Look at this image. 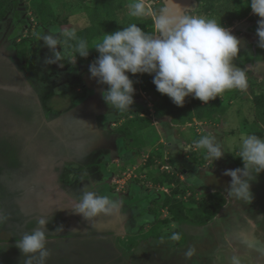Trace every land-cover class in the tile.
I'll use <instances>...</instances> for the list:
<instances>
[{"label":"rangeland","instance_id":"obj_1","mask_svg":"<svg viewBox=\"0 0 264 264\" xmlns=\"http://www.w3.org/2000/svg\"><path fill=\"white\" fill-rule=\"evenodd\" d=\"M77 1L78 0H24L23 3L27 7L25 8L26 12L20 14L21 18L25 19L22 25L24 35L30 39L29 41L33 40L31 42L32 44L33 42L37 43L34 37H30L31 35L33 36L35 31L47 32L50 29L59 30L65 25H70L76 30V32L80 31L87 24H90V15L94 12L93 8H95L94 6L96 0H81L79 3H77ZM130 2L131 0H124L126 5V17L142 21L144 17H133L128 14V5ZM224 2L228 5V8L235 5V3H232L233 0H224ZM37 3H44L45 7L43 9H45L48 13L47 19H44L46 20L45 25L39 24V18L32 12V9L34 10ZM161 4V0H150L148 6L152 9H158ZM242 5L243 4H241V6ZM196 8L197 7H195V9ZM195 13L196 10L187 11V14L197 15ZM248 15L256 16L252 13L251 9H249V12L246 13L245 16L247 17ZM211 18L216 19L217 14ZM2 19L5 20L6 18ZM234 22L231 23V25H225V22L221 25H223V27H231L234 25ZM22 44L29 47V43L26 44L24 42ZM22 44L18 47L20 51H23L22 48L24 46ZM57 49H59V45L57 46ZM253 49V45H247L246 52L243 54V61H247L245 59L254 54L252 53ZM93 56L95 57H86L81 60L93 61L98 54L94 53ZM73 59L74 56L71 57V62H73ZM54 66L58 65L54 64ZM58 67L63 69L65 66L63 65L62 67ZM251 69L245 68L248 81V86L245 91H241L239 89L226 90L220 96L216 97L220 98L222 104L224 105V113H218L212 118H204L202 120L194 119L191 122L185 123L172 121L170 115L162 118H156L155 114L159 112L157 104L162 101L161 98L152 91H144L141 90L138 85H134V101L136 102V108H147L149 110V113L145 115V117L148 118L149 123L142 128L131 127L127 135H123L118 139L119 145L121 146L120 149L122 150L124 148L128 152L129 149H131L132 157L125 156L123 160L119 159L120 157H116L114 160H109V169L108 166L104 169L102 167L103 172L113 173V179L122 180L121 183L118 184L119 190L116 189V193L119 192V195H125V193L129 190V193L126 195L127 197H120V199L121 201L123 199L125 203L127 202L131 205V208H134L133 217H130L129 220L131 222L127 227V231L133 235H126L125 237L120 235L119 238L122 237L123 239L120 240L117 237L114 247L109 244L111 239L108 238L107 240L109 243L107 244L100 243V241L98 243L94 242L91 245L92 248L88 249V252L87 246L90 245L84 243L82 245L83 249L85 248V250H83L84 253L83 255L81 254L76 256L77 258L72 257L73 251L71 249L75 244L72 243V239L55 238L54 241H52L51 246H47L48 244L46 245L47 248L51 250L50 257L53 258L54 255L60 254L59 258L62 261H64V258H71L70 262L68 260L66 261V264H71L75 261L76 264H130L129 262H131V264H229L230 257L232 255H238L241 258L242 264H264V223L261 225L260 233V236L263 237L259 238L257 233L250 232V234H254L256 238H248V231H250L248 228L253 227L252 223L255 221V217H257L255 211L258 213V217L264 220V171L256 175L255 179L250 182L253 199L248 204L246 201L238 200L229 195L228 185L231 178L223 174L225 169L243 167L241 158L237 156L239 137L242 134H251L248 132L250 129H246L245 127L250 128L251 121L253 120L251 103L253 93L264 94V71L262 70V72H259V68ZM65 77H69V81L75 82L74 78H71L70 76ZM87 79V84H91L93 81H96L95 78H90V76H87ZM76 81H78L76 84L79 83V80ZM96 85L101 86V84L98 83H96L95 86ZM81 87L82 86L80 85L76 86L79 91ZM106 87L107 85L104 88ZM47 92L48 94H42L41 98V109H43V111H46L49 108L55 111L68 107L69 104L76 102L74 90L68 86V81L52 87L50 90H47ZM95 95L96 102L105 103L103 102L104 100L102 99L101 92L100 96L99 93ZM97 107L98 109H94L93 107L91 111L94 113L92 116L95 115L93 117L94 119L85 116L80 120L79 127L82 129L80 131L83 135L80 134L78 137H80V139L82 137L83 141L87 143L92 140H90V134L88 133L89 129L85 130V126L92 125L95 131L98 132L100 130H97V123L95 119L96 112L101 107L100 104ZM130 110H132L131 107L128 111L123 113L114 110L122 115L120 114V120L115 122V127L111 125V128H114L112 130L116 131L123 121L133 117V113L130 112ZM114 111L111 112L117 115ZM143 115L144 114L141 116ZM246 121L250 124H246ZM255 128H259L264 134V127L260 125L258 127L257 125ZM110 132L111 131L106 129L104 130V135H102L103 142L107 141L111 143V139L108 137ZM116 133H118V131ZM208 133L215 135L217 141L222 145V150L226 152L223 156L224 160L221 162L217 159L211 164V160L207 157L206 152L202 149H196L194 146V141L198 140L201 135ZM220 138H222V140H220ZM102 141H98L93 144L98 146ZM95 145H92V147L89 148L85 144L82 145L81 147L84 150L83 154L86 155L85 148L90 150V148L95 147ZM185 146L191 147L188 151H185ZM149 150L155 154L154 160L156 163H154L153 166L143 167L145 166L143 164L146 160L143 159L144 156H142V154ZM128 152L126 155H129ZM202 152H204L205 155H203ZM17 155L18 153H16L15 156ZM21 157L24 159L25 156ZM178 157H181L184 160H177ZM199 160H202L203 163L200 164ZM170 163L172 168L179 164L184 166L186 171H189L188 169H192L191 173L189 172V178L192 179L186 180L182 173L176 170L173 172V169L170 168L169 173L172 174L174 178L178 179L180 184L184 185L181 189H187L188 186H193V180H196V177L199 178V182L195 185L196 188H193L194 190L192 192L187 189L183 196L179 194L177 195V198L181 197V199L187 201L188 197L192 193H194L196 198H199L200 195L213 191L222 192L226 198L227 202L223 205L219 213L206 225L200 226L193 223H184L174 220L170 221L168 224H164L159 221L162 217H166L168 215V208L161 207V205L163 201L170 196L169 188H171L168 187L169 185L165 182L166 176L163 172L166 171H162L164 169H161L160 164L165 165ZM65 164L66 163H64V165ZM188 164H190V167L187 166ZM131 173L139 179L137 183H134V181L137 180L132 178L133 176L127 179ZM141 176L143 177L140 178ZM152 177L155 181H158H154L158 185H155L150 192H146L147 190L145 191V189L141 187V184L143 185L149 183V180ZM202 180L205 183V186L201 185ZM161 185L164 186V188L166 187L168 191H162L160 189ZM173 185L177 186L176 183H173ZM147 186L149 187V184ZM124 202L122 201L121 206L120 224L124 223V213L122 208L124 207ZM249 210H251V212H247ZM245 220L249 223L247 224L248 226H245ZM121 229L122 228L120 227V231ZM171 232L181 233L182 239L179 242L168 240L167 236ZM153 233L155 235L160 234L158 241H155V239L151 237L153 236ZM145 236H149L151 239L147 240L148 238ZM160 237L164 238L163 242L159 239ZM131 243H134L135 245L132 246V248L128 246ZM84 245L86 247H84ZM189 246H194L196 253L190 260H186L183 253ZM114 248L116 250L115 254L113 252ZM13 249L15 251L12 250L9 253L11 262L13 263L14 260L13 264H20L22 260L21 253L17 247H13ZM121 251H123V254ZM16 257L18 258L15 259ZM52 263H56L55 259L52 262L48 259L47 264Z\"/></svg>","mask_w":264,"mask_h":264},{"label":"flooded vegetation","instance_id":"obj_2","mask_svg":"<svg viewBox=\"0 0 264 264\" xmlns=\"http://www.w3.org/2000/svg\"><path fill=\"white\" fill-rule=\"evenodd\" d=\"M11 2L9 0V3ZM197 2L196 7L201 0ZM24 12H26L24 6L10 5L9 10L4 15H0V211L10 215L8 222L0 226V264L12 263L9 253L12 250L15 251L13 249L16 247L15 240L25 231L35 228V219L41 216L52 218L46 229L49 234L47 246H51L50 240L55 238H68L75 241L79 240L78 238L87 237L92 238L94 242L100 241L107 244L109 242L107 238L117 237L116 234L120 232V219L117 222L114 218L101 215L96 220V226L90 227L81 215L74 214L70 208L80 188L88 183L87 179L80 181L85 170L89 173L88 178L96 183L101 194L121 200L120 197H125L129 193V190L125 195L116 193L117 184L114 183L113 173L102 171L106 166L110 168L109 160H114L116 157L123 160L128 151L124 148V150L120 149L118 135L114 133L115 130H112L114 128H111V125L115 127V122L120 120L121 113L115 112L106 103L95 101V94L99 93L100 96L101 89L106 85L95 86L97 81L87 84V76H90L88 68L93 61L76 59L75 63L72 62L71 66L64 65L63 69L54 64H43V58L51 53L47 47L41 46L42 41H37L35 33L39 31H35L33 36H30L34 37L37 43L31 44L33 40L29 41L30 39L24 35L22 25L25 19L20 15ZM258 19L260 18L257 15H248L240 20L236 19L233 26L225 28L241 41L238 54L232 62L244 70L254 67L262 72L264 71V49L257 47L258 37L255 33ZM24 42L29 43V47L22 44ZM20 44L24 46L23 51L18 49ZM247 45H253L252 53L254 54L245 59L247 61H243ZM65 76L74 78L75 82L69 81V77ZM76 80H79V83L76 84L78 82ZM65 81H68V86L74 90L76 102L55 111L49 107L50 110L43 111L41 109L42 94H48L47 90ZM77 85L82 86L81 92L76 88ZM8 86L13 88L19 86L20 89L19 91L9 89ZM135 103L134 101L133 105H136ZM99 104L101 107L96 112L95 119L100 133L92 126H85L89 129L88 133L92 140L85 145L89 148L95 145L93 143L102 141L105 129L111 131L108 136L111 143L102 141L100 145H95L90 150L85 148V155L83 148L80 147L82 137L81 139L78 137L80 120L85 116H92L94 114L91 112L92 108L98 109ZM133 105H131L133 111L130 110L132 113L138 110L136 106L134 109ZM80 149L82 156L77 154ZM16 153H18L17 156H15ZM21 156H25L24 159ZM222 157L219 159L220 162ZM44 164H47V170L43 169ZM188 170L191 173L192 169ZM53 175L58 176L55 179ZM49 185H60L63 191L59 193L62 198L64 196V203L60 201L61 199L54 198V209L44 210L38 208L37 198L42 188L47 190ZM122 201L124 202L123 199ZM123 205L125 218L130 219L134 208H131L127 202ZM255 214H257L256 231L260 238L264 236H260L264 220L258 217L256 211ZM28 220L32 223L26 224ZM60 224L64 226L63 231L55 233L56 226ZM244 224L246 226L249 223L245 220ZM73 229L79 231H72ZM115 251L114 248V254ZM59 256L60 254L50 257V262L54 259L57 264H66L67 260L70 262L71 258H64L62 261ZM71 264H76V261Z\"/></svg>","mask_w":264,"mask_h":264},{"label":"clouds","instance_id":"obj_3","mask_svg":"<svg viewBox=\"0 0 264 264\" xmlns=\"http://www.w3.org/2000/svg\"><path fill=\"white\" fill-rule=\"evenodd\" d=\"M149 3L150 0H131L128 14L133 17L150 16L153 22L152 32L144 31L136 23H130L114 32L105 33L102 40L91 47L70 25L62 26L59 30L36 32L37 41H42L41 46L47 47L51 53L43 58V64L62 67V61L70 52L75 63L77 54L86 58L89 50L94 48L98 56L89 65L90 78H95L98 84L107 85L101 89L102 99L109 108L121 113L128 111L134 104V81L128 73L151 75L156 90L167 95L178 107L184 105L188 96L207 104L226 90L247 89L245 70L232 62L238 54L241 41L229 29L213 18L187 14L181 10L177 0H163L158 9L150 8ZM247 6L260 18L255 29L258 37L256 44L264 49V0H247ZM194 146L205 150L211 164L224 154L221 144L212 133L201 135L194 141ZM190 147L185 146L184 150L188 151ZM237 156L241 158L243 167L225 169L223 174L231 178L229 195L248 204L253 199L250 182L264 171V137L242 134L238 141ZM165 165L169 166L168 170L163 167ZM165 165L160 164L161 169H164L162 171L169 173L170 168L173 172L176 170L171 163ZM177 166L180 171H186L184 166ZM88 177L89 173L85 170L80 181L87 179L88 183L75 196V202L70 207L72 212L81 215L90 227L96 226V220L101 215L118 222L122 201L101 194L96 183ZM132 178L137 179L136 176ZM114 183L118 187L116 179ZM168 187L171 190L173 183ZM160 189L168 191L162 185ZM9 218V213L0 211V226L5 225ZM51 219L43 216L35 219L36 227L25 231L15 240V246L22 256L20 264H47L51 250L46 246L49 236L46 229ZM28 223L32 221L28 220L26 224ZM63 228V224L57 225L55 233H61ZM167 239L179 242L182 235L171 232ZM163 240L162 237L161 242ZM128 246L132 248L131 244ZM195 253V247L189 246L183 255L186 260H190ZM229 264H242L241 258L232 255Z\"/></svg>","mask_w":264,"mask_h":264},{"label":"trees","instance_id":"obj_4","mask_svg":"<svg viewBox=\"0 0 264 264\" xmlns=\"http://www.w3.org/2000/svg\"><path fill=\"white\" fill-rule=\"evenodd\" d=\"M12 4L9 3V0H0V15H4L6 11L9 10L10 5L12 6H22L24 5V0H11ZM81 0H78L79 3ZM95 1V0H94ZM93 1V2H94ZM244 1V2H242ZM233 0L232 3H235L234 6L229 7L225 4L224 0H201L199 6L196 8L197 16H204L206 18L214 17L217 14V18L215 19L218 23L225 25H231L236 19H241L249 12L250 7L247 6V0ZM241 4H243L241 6ZM44 3H37L35 5L34 10L32 12L39 18V24L45 25L48 17V13L45 9H43ZM95 8H93V14L90 15L91 22L87 24L80 31H77V35L83 39H85L89 46H93L95 42H99L105 33L114 32L118 29H121L127 26L130 23H136L139 27H141L146 32L153 31V22L152 18L149 16H144L142 21L132 19L126 17V5L124 0H96ZM20 11L18 12V14ZM223 26V25H222ZM98 54L94 48L89 50V55L87 57H95L93 56ZM73 54L70 52L69 55L63 60V64L65 66H71V57ZM85 57H80L78 54L76 59H84ZM129 77L134 81V85H138L141 90L152 91L154 94L159 96L162 101L157 104V109L159 112L155 114L156 118H162L164 116L170 115L171 120L174 122H191L194 119H204V118H212L214 115L218 113H224L225 107L222 104L220 98H215L214 100H210L207 104L202 103L199 99H195L192 96H188L185 98V103L182 107H178L172 103L170 98L167 95H162L159 93L155 85L152 83V76L149 74H136L133 75L128 73ZM252 103V116L253 120L250 123L245 122L246 124H250L251 127H245L251 134H255L257 136L263 137L264 134L262 130L259 128L256 129L255 126L259 125L264 127V94L263 93H253L251 97ZM134 109L136 105H133ZM149 113L147 108H138L135 111L132 118H128L123 121L122 124L117 128L115 133L118 136L127 135L129 133V129L132 128H142L148 125L149 120L145 115ZM144 114L143 116H141ZM146 122V123H144ZM133 123V124H132ZM133 126H132V125ZM255 128V129H254ZM203 150V149H202ZM205 151V150H203ZM205 155L204 152H202ZM155 154H151L149 160H147L146 166L154 165ZM204 157V156H201ZM199 163L202 164L203 161L199 160ZM176 170L178 166L176 165ZM165 174V182L167 185L171 183H176L177 186H174L170 190V196L163 201L161 207L168 208V215L166 217H162L160 222L164 224H168L170 221H180L184 223H193L195 225H206L210 222L221 210L223 205L227 202L222 192L213 191L208 192L206 194H202L199 198H196L194 193L190 194L187 201L181 199V197L177 198V195L183 196L187 189L194 190L196 188V184L199 182V178L196 177V180H193V186H188V188L181 189L183 184L178 182V179L174 178L172 174L163 172ZM153 179V177H152ZM192 179V178H189ZM134 183L138 182V179H135ZM153 181H155L153 179ZM158 182V181H155ZM141 187H144V184H141ZM190 187V188H189ZM133 216V214L131 215ZM154 237L160 236V234L155 235ZM151 236V237H153ZM147 237V236H145ZM149 238V236L147 237ZM133 246L134 243H131Z\"/></svg>","mask_w":264,"mask_h":264},{"label":"crops","instance_id":"obj_5","mask_svg":"<svg viewBox=\"0 0 264 264\" xmlns=\"http://www.w3.org/2000/svg\"><path fill=\"white\" fill-rule=\"evenodd\" d=\"M141 109V108H140ZM118 137V136H117ZM220 140H222V138H220ZM81 145H82V143H80V147H81ZM176 146V145H175ZM222 146V145H221ZM177 150V149H176ZM224 151V150H223ZM226 152L224 151V154H225ZM77 154H81V156H82V151H81V149L80 150H78L77 151ZM128 154L129 155H127V156H131L132 157V151H131V149H129V152H128ZM133 154H134V152H133ZM152 154V152H150V150L149 151H147L146 153H144V154H142V156H144V160L148 157V155H149V157H148V160H149V158H150V155ZM224 154H223V156H224ZM135 156V155H134ZM128 158V157H127ZM184 160V159H182L181 157H178L177 158V160ZM222 160H224V157H222ZM155 161V160H154ZM156 162V161H155ZM147 163V162H146ZM146 163L145 164H143V165H145V166H143V167H147L146 166ZM150 166H153V165H150ZM187 166H189L190 167V164H188ZM141 167H142V165H141ZM140 167V168H141ZM43 169L44 170H47V164H44V166H43ZM180 173H182L183 174V176H185V179L186 180H188L189 179V171H180ZM56 176H58V175H56ZM56 176L55 175H53V177L56 179ZM143 176H144V174H143ZM152 180V181H151ZM58 181H56V184H58L57 183ZM187 182V181H186ZM202 182V186H205V183L203 182V180L201 181ZM149 187H147L146 186V184H144V187H143V189H145V191L146 192H150V190H151V188L150 187H154L155 185H158V184H156L154 181H153V179L152 178H150V180H149ZM188 184V183H187ZM49 189H44V188H42V190H41V192H40V196H39V198H37V200H39L38 202V208H41V209H44V210H51V209H54V206H55V201H54V198L55 199H57V200H60L62 203H64V196H63V198H62V196H60V193H62V191L63 190H61L60 189V185H49V187H48ZM46 191V192H45ZM55 191V192H54ZM60 192V193H59ZM63 194H65V192H63ZM41 198V199H40ZM34 200H36V199H34ZM33 200V201H34ZM134 210V209H133ZM125 211L123 210V213H124ZM125 214V213H124ZM123 220H124V223L123 224H121L119 227H121L122 229H121V233L119 232V234L117 233L116 234V236L119 238V236L121 235L122 237H125L126 235H131L128 231H127V227L129 226V223L131 222L129 219H127V218H125V215H123ZM150 223V222H149ZM149 223H148V225H149ZM148 225H147V227H148ZM251 225V224H250ZM252 228L251 227H249V229H250V231H248V235H249V237H252V238H256V236H254V234H250V232H254V233H257L258 234V232L256 231V221H254L253 223H252ZM252 229V230H251ZM129 233V234H128ZM112 234H115V233H112ZM162 236V235H161ZM117 237H113L111 240H110V244L111 245H113V247H114V245H115V241H116V238ZM119 238L120 240L121 239H123V238ZM158 237L159 236H157V237H152V238H154L155 239V241H158ZM78 239H80V240H75V241H72V243H75L74 244V247L71 249L72 251H73V255H72V257L73 258H77L76 256H78V255H83V253H84V251L83 250H85V248L83 249V244L84 243H87V244H89L90 246H87V252H88V249L89 248H92L91 247V245L94 243V241L92 240V238H87V237H83V238H78ZM149 239H151V238H148L147 240H149ZM159 239H161V237L159 238ZM73 240V239H72ZM50 241H54V239H52V240H50ZM109 243V242H108ZM84 247H86L85 245H84ZM121 249V248H120ZM121 253L123 254V251H121ZM70 256V255H69ZM123 256V255H122ZM80 257V256H79Z\"/></svg>","mask_w":264,"mask_h":264},{"label":"water","instance_id":"obj_6","mask_svg":"<svg viewBox=\"0 0 264 264\" xmlns=\"http://www.w3.org/2000/svg\"><path fill=\"white\" fill-rule=\"evenodd\" d=\"M162 2H163V0H161ZM177 2H178V5H179V7L181 8V10L182 11H185L186 13H187V11H190V10H194L195 9V7L197 6V0H177ZM254 68V67H253ZM7 88H9V89H15V90H18L19 91V89H20V87L19 86H17V87H12V86H8ZM94 116H89V118H91V119H94L93 118ZM92 126V125H91ZM90 126V127H91ZM80 128V127H79ZM85 128V127H84ZM80 130H82L81 128H80ZM85 130H86V128H85ZM83 132V131H82ZM80 134L81 135H83L82 133H81V131L78 133V135L80 136ZM80 143H82V145H84V144H86L87 142H85V141H83V139H81V141H80ZM79 156H81V154H78ZM185 170V169H184Z\"/></svg>","mask_w":264,"mask_h":264},{"label":"built area","instance_id":"obj_7","mask_svg":"<svg viewBox=\"0 0 264 264\" xmlns=\"http://www.w3.org/2000/svg\"><path fill=\"white\" fill-rule=\"evenodd\" d=\"M163 167H165L166 169H168L169 168V166L168 165H165V166H163ZM131 176H135L133 173H131L130 174V176L127 178V179H129ZM117 182H119V184L121 183V179H119V180H116ZM119 187V186H118ZM118 187H117V189H118Z\"/></svg>","mask_w":264,"mask_h":264}]
</instances>
